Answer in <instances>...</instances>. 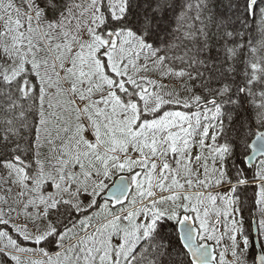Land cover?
Segmentation results:
<instances>
[{
    "label": "snow or ice",
    "instance_id": "6c2138e0",
    "mask_svg": "<svg viewBox=\"0 0 264 264\" xmlns=\"http://www.w3.org/2000/svg\"><path fill=\"white\" fill-rule=\"evenodd\" d=\"M0 264H264V0H0Z\"/></svg>",
    "mask_w": 264,
    "mask_h": 264
}]
</instances>
